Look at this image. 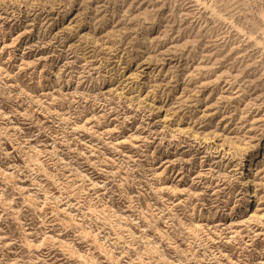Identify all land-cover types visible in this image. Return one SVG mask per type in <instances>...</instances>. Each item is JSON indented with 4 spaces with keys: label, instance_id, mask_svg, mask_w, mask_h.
<instances>
[{
    "label": "rangeland",
    "instance_id": "1",
    "mask_svg": "<svg viewBox=\"0 0 264 264\" xmlns=\"http://www.w3.org/2000/svg\"><path fill=\"white\" fill-rule=\"evenodd\" d=\"M0 264H264V0H0Z\"/></svg>",
    "mask_w": 264,
    "mask_h": 264
},
{
    "label": "bare ground",
    "instance_id": "2",
    "mask_svg": "<svg viewBox=\"0 0 264 264\" xmlns=\"http://www.w3.org/2000/svg\"><path fill=\"white\" fill-rule=\"evenodd\" d=\"M249 168H250V167H249ZM247 170H248V169H247ZM244 175H247V176L244 178L245 183H246V184H250V177H249L248 173H245Z\"/></svg>",
    "mask_w": 264,
    "mask_h": 264
}]
</instances>
